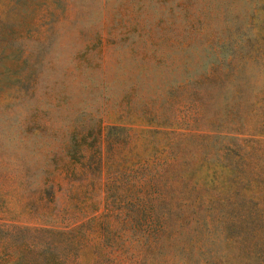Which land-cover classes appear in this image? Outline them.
Here are the masks:
<instances>
[{
  "label": "rangeland",
  "instance_id": "obj_1",
  "mask_svg": "<svg viewBox=\"0 0 264 264\" xmlns=\"http://www.w3.org/2000/svg\"><path fill=\"white\" fill-rule=\"evenodd\" d=\"M0 264H264V0H0Z\"/></svg>",
  "mask_w": 264,
  "mask_h": 264
}]
</instances>
